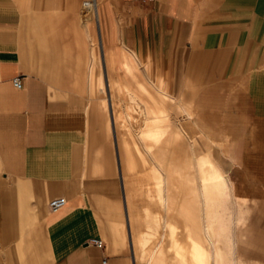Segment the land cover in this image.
I'll use <instances>...</instances> for the list:
<instances>
[{
	"label": "crops",
	"instance_id": "obj_1",
	"mask_svg": "<svg viewBox=\"0 0 264 264\" xmlns=\"http://www.w3.org/2000/svg\"><path fill=\"white\" fill-rule=\"evenodd\" d=\"M86 1L0 0V264H142L136 254L139 223L157 218L152 208L149 217L145 202L137 209L126 192L136 196L141 188L146 198H157L151 180L159 173L133 184L115 146L122 128L118 110L126 111L127 102L119 96L104 104L93 95L101 93V78L104 95L110 79L120 94L132 97L147 94L149 84L129 89L110 76L116 58H126L127 77L135 74L132 59L141 66L144 59L147 70L160 63L166 72L150 79L161 101L169 99L165 90L172 83L173 94H183L177 107L189 114L180 102L196 106L193 122L205 137L234 141L231 160L253 166L264 190V0H94L95 6L85 7ZM80 9L85 19L96 13L95 48ZM59 29L70 31L61 53L53 36ZM16 77L23 78L22 89L15 87ZM189 82L198 88L192 101L186 100ZM143 109L173 124L150 103ZM176 129L181 142L184 131ZM162 136L146 140L158 143ZM206 164L198 160L199 167ZM58 198L67 204L53 211L49 204ZM249 198L234 180V203L248 204ZM178 205L186 222L189 207L182 199ZM119 232L130 261L111 243ZM94 239L103 247L89 245Z\"/></svg>",
	"mask_w": 264,
	"mask_h": 264
},
{
	"label": "rangeland",
	"instance_id": "obj_2",
	"mask_svg": "<svg viewBox=\"0 0 264 264\" xmlns=\"http://www.w3.org/2000/svg\"><path fill=\"white\" fill-rule=\"evenodd\" d=\"M98 3L100 4L101 0H98ZM95 18L96 13L92 10L89 18L85 19L84 15L82 17L80 9V23L91 25L92 32L94 31L95 37L92 39V48H95L100 43V34ZM53 34L54 38H56V49L61 53V49L65 47V42L70 37V31L59 29L54 30ZM125 59V57H122V59L116 58V65L109 70L110 76H116L129 89H135L139 82L147 83L149 84V91L145 95H141L136 91L133 97L128 93L130 98L128 97L127 100L128 103L131 102L132 106L134 105L135 115L133 118H126L121 125L122 128L117 130L120 144L117 145L115 142V146L120 151L123 169L128 170V174L132 176L135 186H138L141 180L144 183L147 178L154 174V170H158L159 173L158 176L154 175L151 180L152 185L160 186L157 198L150 200L151 198L148 195V198H146L145 189L141 188H137L136 196H133L130 190L128 193L126 192V199L127 196H130L132 201L136 202L137 209H140L145 202L146 205L143 208L147 209L148 213L152 208V215L157 218L156 221L151 222L153 227L149 230L143 228L145 222L139 223V234H144L145 238L152 241L154 251H158L163 256L166 264H181V262L182 264H264V190L261 183L256 181L253 166L243 167L236 164V162L234 164L228 153V150L234 153V141L212 140L202 134L193 122V117L197 112L195 110L196 106L191 103H183L182 101L180 103L184 104L185 107L190 105L191 109H189L190 111L188 110L189 114L185 110H180L177 104L183 94H173L172 83L170 84V91H168L167 85L165 90L169 99L165 103L161 101L158 96L160 89L153 85L150 79L151 75H159L160 72H166V69H163L160 63L157 64L153 61V68L147 70L143 66L144 59L142 60V66L132 59V63L136 67L135 74H137V77L135 74L127 77L122 69V63ZM98 84L101 86V93L93 96L96 100L99 99L103 102L102 99L105 97L103 93L104 79H99ZM186 90L190 91V93H187L186 100L192 101L198 88L189 82L186 85ZM127 100L123 99L122 104L125 105ZM144 102L150 103L158 113L165 111L174 125L169 122L170 128L166 131L156 130L153 127L148 129V120H151V124L153 122L152 125H157V120L155 119V113L149 114L146 109H143ZM145 106L148 105L145 104ZM144 120L146 122L144 126L145 135L143 134ZM177 126L183 129L185 139L183 138L181 142H177L173 147L174 151L166 150V155L163 158L158 156L160 149L167 148L166 140L162 139H167L166 135L169 134L170 138L168 139L170 140L174 133H177ZM230 129L228 125L224 127L226 137L224 139L230 138ZM159 133H162L163 136L159 138L158 143L149 141L154 138L153 135ZM143 135L149 140L144 139ZM113 146L112 134V154ZM157 146L159 150H157ZM201 158L206 159L207 164L199 167L198 160ZM189 161L191 165L193 164V174L197 176L214 173L210 171L219 170L227 182V189L231 195L225 210L220 214L215 211L219 204L205 203L202 199L197 203L201 206L198 218L202 223L203 238L207 250L205 256L202 257H197V247L191 240L192 238H190V229L187 228L178 211V203L187 188L173 175L174 169ZM234 180L244 184L246 191L250 195L248 204L234 203ZM168 188L172 189L173 195H178V203L176 205H172L169 202ZM115 194L117 193L115 192ZM134 197L136 198L133 199ZM135 211L137 210L135 209L133 213ZM143 212V217H145V212ZM148 215L150 217V213ZM121 217L124 218V214ZM122 224V226L126 225L124 219H122ZM103 240L108 242L106 238ZM110 240L115 245L116 250L121 246V249L127 252V258L130 261L131 255L127 250L125 238L121 236V233L119 232L116 238ZM137 248L136 254L139 257H144L142 264H148L145 247L137 244Z\"/></svg>",
	"mask_w": 264,
	"mask_h": 264
},
{
	"label": "bare ground",
	"instance_id": "obj_3",
	"mask_svg": "<svg viewBox=\"0 0 264 264\" xmlns=\"http://www.w3.org/2000/svg\"><path fill=\"white\" fill-rule=\"evenodd\" d=\"M92 4H94L95 6V2L85 3V7H91ZM112 55H113V52L110 50L111 66L114 65V61L112 60ZM110 86H111V89L109 90L110 92L108 91L105 94V99L103 100L104 104L108 102V99L113 100L114 102L117 98H119V96H123V99L125 100L128 99L129 92L120 94L119 89L113 83V80L111 79H110ZM187 107H188V110L191 109L190 105ZM118 111H119L118 121H120L121 123L125 122L126 118L128 117L133 118L135 115V111L131 108V104L128 103V100H127L126 111H123V110H118ZM148 113L150 114L149 111ZM148 121H149L148 129L153 127L156 130L159 129V130L166 131L167 129L170 128V125H168V123L165 120H157V123H156L157 125L155 124L152 125L153 122L151 124L150 119ZM178 141H179V134L174 133L172 138L166 141L167 148L160 149L158 156L163 158L166 155V150L173 148L177 144ZM173 175L176 176L179 181L184 183V186L188 189V191H186L184 197L182 198V202L185 203V208L187 206L189 207V212L187 215H185V221H186L185 223H186L187 228L190 229V234H189L191 236L190 238H192L191 240H193L194 244L197 247V251H196L197 257L205 256V254L207 253V250L205 248L206 243L203 238L202 223L198 218L201 212V206L198 205L197 203L200 199H202L205 203L219 204L215 211L217 214L222 213L225 210L226 205L231 197L227 189V182L220 172L200 174V176L194 175L193 174V164L191 165L190 161L174 169ZM168 195H169V202H171V204H174L178 200V195H173L172 189H169ZM182 210H183V206L181 208V213H182ZM143 228L145 230L150 229L151 224L147 222L143 226ZM137 243L140 246L145 247L148 264H166L163 256L158 251H154L152 241L145 238L144 234H139V236L137 237ZM143 261H144V257H141L139 262L143 263Z\"/></svg>",
	"mask_w": 264,
	"mask_h": 264
},
{
	"label": "built area",
	"instance_id": "obj_4",
	"mask_svg": "<svg viewBox=\"0 0 264 264\" xmlns=\"http://www.w3.org/2000/svg\"><path fill=\"white\" fill-rule=\"evenodd\" d=\"M90 2L93 3L94 0H89V1H86L85 3H90ZM13 82H14V85L17 89H22L24 87L22 77H16ZM66 204H67V201L65 198H58V199H54L53 201H51L49 204V207L51 210L57 211V210L64 208L66 206ZM89 245H95L97 247H103L104 243L102 240L94 239V240H91L89 242Z\"/></svg>",
	"mask_w": 264,
	"mask_h": 264
}]
</instances>
